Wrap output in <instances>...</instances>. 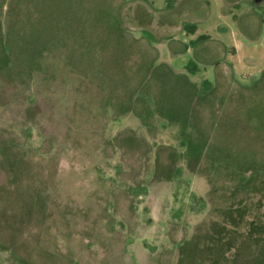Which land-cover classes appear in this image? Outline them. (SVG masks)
<instances>
[{
	"label": "rangeland",
	"instance_id": "obj_1",
	"mask_svg": "<svg viewBox=\"0 0 264 264\" xmlns=\"http://www.w3.org/2000/svg\"><path fill=\"white\" fill-rule=\"evenodd\" d=\"M8 4L14 20L10 39L16 37L10 55L16 64L35 50L50 55L58 48L56 54L72 61L82 60L87 51L81 67L106 75L120 72L116 92L129 100L130 91H136L133 110L140 116L125 114L128 104H118L106 131L112 134L106 161L90 165L96 177L80 185L76 178L57 177L51 162L38 167V153L33 155L29 145L39 142L38 125L24 118L9 124L16 128L6 130L2 137L8 143L0 147V264H155L150 255L157 239L147 241L143 225L116 216L119 207L132 215L147 186L158 204L152 207L159 216L155 235L159 227L167 234L158 264H264V171L250 188L243 177L240 185L230 180L238 177L242 155L264 164V76L247 86L264 71V0ZM184 20L196 24L195 33L183 29ZM18 21H25L22 33ZM76 27L78 34L90 35L86 51L78 39H60ZM200 34L208 37L193 44ZM191 58L197 70L183 74ZM212 82L211 91L200 97ZM112 84L113 76L107 87ZM25 113L31 112L26 108ZM46 120L51 121L49 114ZM100 128L95 122L72 124L66 131L73 138L70 145L80 150V130L97 133ZM41 129L49 134V128ZM30 130L32 140L24 139ZM56 145L70 154L62 140ZM226 164L229 172L221 168ZM198 172L207 186L195 179ZM139 212L146 222L149 210ZM139 242L147 247L146 255L137 249Z\"/></svg>",
	"mask_w": 264,
	"mask_h": 264
},
{
	"label": "flooded vegetation",
	"instance_id": "obj_2",
	"mask_svg": "<svg viewBox=\"0 0 264 264\" xmlns=\"http://www.w3.org/2000/svg\"><path fill=\"white\" fill-rule=\"evenodd\" d=\"M15 9L18 8L15 6ZM12 19L13 13L10 11L8 0H1L0 124H10L16 119L21 120L24 118V121L22 120L24 123L35 125L41 121L40 118H43L45 122H49L46 120V117L49 114L51 117V121L49 122V134L45 129L41 130V128H38V131L36 132L39 137L38 144L34 146L31 141L29 142L32 150L38 153V167H42L43 164H46V161L51 162L50 169L56 170L57 177L60 175H66L67 178H76V180L74 179V182L78 185L82 183L84 184L91 178L96 177L95 173H93L94 171L91 172L89 170V166L92 165L95 167L96 164H102L106 161L104 156L105 150L112 144V134L110 133V135H108L106 131L109 124L113 123L115 115L118 114V111L116 112L118 104H128V109L124 112L125 114L127 112H134L135 98L137 97L135 96L136 91H130V94L128 95L130 96L129 100H127V98L122 99L121 95L116 92L117 90L115 88V85L119 82L116 76H120V72L115 70L117 73L114 71L113 74L106 75L101 69H98L96 73H94L88 67H81L83 61L88 59V52L86 49L90 40V35L87 34L88 32L78 34V31L81 29L78 27L72 28V31L68 28L60 39L61 41L67 40L68 42H74L78 39L80 42H83V50L86 52L81 53V57L84 55L82 60L78 57V59L72 61L74 58L58 55L56 54L58 50L57 48L56 50L51 49L50 55H47V52L42 49L39 51L35 50L32 57H24L22 59L25 61L23 60V62L16 64L12 60L14 57L11 58L10 55L12 53L11 49L13 44L16 42L14 33L12 36L13 40L10 39L11 28H13L14 24H12V22H14ZM22 22L25 21L17 22V28H19L17 31L19 33H22L25 30V23L22 24ZM183 22L191 21L184 20ZM65 27L62 26L61 31H64ZM5 48L7 50H5ZM97 72L100 77L96 76ZM182 72H184L183 74L188 73L187 71ZM111 76H113L114 84L107 87L109 81H111ZM214 77L213 79H215ZM202 80L203 79L201 78L200 81ZM213 82L200 97L203 98V96L211 91L214 84ZM164 91H166V89ZM47 100L49 102H47ZM196 101L197 99H195L194 103H196ZM26 108L31 112L30 114L25 113ZM40 108L43 109L42 112L39 110ZM135 112L133 115L138 118L140 114ZM84 122L101 124V131L97 133L96 131H87L86 133H83L82 130H80L77 134L76 142L79 143V140L81 139L83 147L78 150V148H74L70 145L73 138L71 137L72 139H70L69 134L71 135V133H69V131L67 133L66 131L72 126V124ZM65 134L66 137H64ZM32 137V132L30 131L24 136V139L32 140ZM46 139H49L48 143L45 142ZM61 140L71 151L69 155L58 151V146L56 144ZM45 144L46 146H49V151L41 153L42 147ZM233 159L235 158H231V160ZM238 160L239 162L242 161L236 169V173H239L238 177L234 175L233 178H231V176L230 180L233 179L235 183L239 182L240 185L241 180H239V177H241L240 179L243 177L245 181L248 182L247 187L250 188V181H253L255 176L258 177L259 174L261 175L262 170L264 171L263 161H257L248 154L242 155L241 159ZM258 166H260L261 169ZM222 167H225L224 171L229 172L227 168L228 164L224 166L222 165L221 168ZM90 173L92 176H90ZM73 174L77 176L73 177ZM86 174L87 176H85ZM194 177L198 181H203L207 186L208 180L202 173L198 172ZM218 178H221L220 173ZM262 180H264V176ZM259 183L263 184L260 181ZM129 206L132 208V204H129ZM134 206L136 207V210L131 213L132 215L128 214V208H125L124 211L120 207L117 208V220H121L124 217L131 218L135 221L138 227L143 225V234L144 237L147 238V241L153 242L157 239V249L154 250L150 256L155 264H158V262H162L161 258L166 249L163 245L164 237L167 234L164 229L159 227L161 233L158 236L155 235V228L158 226L154 221L158 220L159 216L157 214L156 217L153 215L152 207L155 206L158 208V204L156 203L155 195L150 187L147 186L142 194H138ZM146 208L149 210L150 217H147L146 222H143L139 211H145ZM170 222L171 221H168V226H171ZM136 247L142 255L147 254V247L144 246L142 242H139Z\"/></svg>",
	"mask_w": 264,
	"mask_h": 264
},
{
	"label": "trees",
	"instance_id": "obj_3",
	"mask_svg": "<svg viewBox=\"0 0 264 264\" xmlns=\"http://www.w3.org/2000/svg\"><path fill=\"white\" fill-rule=\"evenodd\" d=\"M262 20L264 21V13H263V15H262ZM183 29L185 30V31H187V33L188 34H193V33H195L196 32V24L194 23V22H186L184 25H183ZM208 36L206 35V34H200V35H198L195 39H193V40H191L192 42H193V44H196L197 42H199V41H203V40H205V38H207ZM184 68L187 70V72L188 73H191V74H194L195 72H196V70H197V62L195 61V59L194 58H191V59H189L188 61H187V63L184 65ZM262 76H264V71H263V73L261 74V76L257 79V80H255L252 84H250V85H247V86H253V85H256V83L257 82H259L260 80H261V78H262ZM202 82L203 83H205V84H209V81L207 80V79H203L202 80ZM245 85V84H244ZM191 113V115H193V113L192 112H190ZM47 123V124H46ZM11 124V123H10ZM36 125H38V128L40 129V128H42V127H46V129H48L49 128V130H50V123H48V122H41V123H36ZM32 126V125H31ZM10 127H12V128H16L15 126H13V125H9V124H0V147H3L5 144H7L8 143V140H7V138H5V137H2L3 135H5V132H6V130H9V128ZM14 130V129H13ZM42 130V129H41ZM31 131V130H30ZM29 131V132H30ZM47 140H49V139H46L45 140V142L47 141ZM49 142V141H48ZM48 142H46V143H48ZM25 146V145H24ZM28 148V147H27ZM31 150V152L33 153V155H34V151L32 150V148H30ZM218 153L220 154V156L221 155H224L223 153H221L220 151H218ZM3 155L2 154H0V157H2ZM2 159V158H1ZM35 163V162H34ZM1 165V164H0Z\"/></svg>",
	"mask_w": 264,
	"mask_h": 264
},
{
	"label": "water",
	"instance_id": "obj_4",
	"mask_svg": "<svg viewBox=\"0 0 264 264\" xmlns=\"http://www.w3.org/2000/svg\"><path fill=\"white\" fill-rule=\"evenodd\" d=\"M254 1H256V2H257V1H260V0H254Z\"/></svg>",
	"mask_w": 264,
	"mask_h": 264
}]
</instances>
